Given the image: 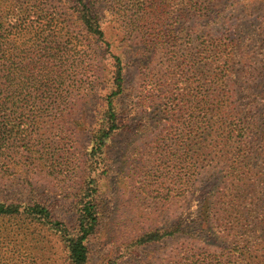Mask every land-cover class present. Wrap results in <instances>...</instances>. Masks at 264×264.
<instances>
[{
	"label": "trees",
	"instance_id": "16d2710c",
	"mask_svg": "<svg viewBox=\"0 0 264 264\" xmlns=\"http://www.w3.org/2000/svg\"><path fill=\"white\" fill-rule=\"evenodd\" d=\"M114 1L127 27L143 28L151 17L175 14V24L184 30L187 21L205 15L214 0ZM55 2L73 5L61 10ZM150 37L147 43L164 38L178 46L174 31H154ZM100 42L109 53L95 0H0V153L5 158L23 156L31 163L33 156L46 162L51 175L75 172V155L69 158L66 148L68 134L62 135L71 129L65 120L76 100L90 96L100 66L97 59L104 54L97 50ZM213 48L207 44L198 58L188 53L178 57L174 86L159 84L171 123L169 141L157 144L149 155L158 165L154 182L146 185L156 187L153 191L162 202L178 204L193 196L200 175L216 172L220 183L200 206L199 233L177 224L149 228L125 242L121 253L168 238L182 240L150 264H264V82L255 84L260 94L242 93L250 84L234 80L232 51L219 71L205 74L215 63ZM112 58L110 89L93 123L74 122L90 134L74 226L38 200H0V264L50 262L55 241L63 245L67 264H95L89 240L100 226L99 181L107 147L123 129L117 100L124 93V61L118 53ZM47 120L51 127L61 120L57 135L62 149L46 138L41 124ZM140 214L144 222L155 220L154 214ZM210 236L226 245L213 244Z\"/></svg>",
	"mask_w": 264,
	"mask_h": 264
},
{
	"label": "rangeland",
	"instance_id": "374dc122",
	"mask_svg": "<svg viewBox=\"0 0 264 264\" xmlns=\"http://www.w3.org/2000/svg\"><path fill=\"white\" fill-rule=\"evenodd\" d=\"M55 3L61 10L73 5L72 2ZM115 4L114 0H95V11L111 53H105L107 48L104 43H99L101 47L97 50L104 54L98 56L100 66L90 96L79 97L68 116L70 119L65 120L71 129L62 137L68 134L66 148L69 158L75 155L72 162L75 172L69 171L66 177L58 171L51 175L52 170L47 168L46 162L41 163L33 156L29 163L26 157L9 159L0 153V200H38L47 204L56 218L74 226L75 196L86 173L84 160L90 137L85 127L79 128L74 122L85 120L89 126L93 123L110 89L112 54L118 53L125 68L124 93L117 100L123 129L107 147L105 172L99 181L100 226L91 236L89 247L95 264H150L180 246L182 240L168 238L161 244L121 253L125 242L129 243L149 228L175 227L177 224L182 228L190 226L192 232L195 229L199 233L198 223L203 225L199 220L200 206L210 190L220 183V175L216 172L200 175L192 188L193 196L186 203L180 201L178 204L162 202L163 198L153 191L156 187L146 185L150 180L154 182L157 175L153 172L158 161L149 155L157 149V144L169 141L171 123L163 108L165 100L159 96L162 93L159 84L173 87V82L179 78L175 72L180 67L178 57L187 53L193 58L201 57L205 46L214 44L215 63L205 74L213 69L219 71L218 66L232 51L234 80L239 85L250 84V89L242 93L260 94L261 90L255 84L264 82V0H214L210 10L201 17L188 20L184 30L180 24H175V14L160 19L151 17L150 23L143 28L127 27L119 19ZM154 31H174L179 36L176 39L178 46L164 38L157 39L160 43H147L151 39L150 32ZM243 66L247 68L243 69ZM51 125L48 120L41 124L51 145L62 149L64 145L57 135L61 120L57 126ZM50 150L56 152L54 148ZM142 211L154 214L155 220L144 222ZM207 238L213 244L226 245L211 236ZM50 254V262L40 264H67L66 253L59 241H55Z\"/></svg>",
	"mask_w": 264,
	"mask_h": 264
}]
</instances>
